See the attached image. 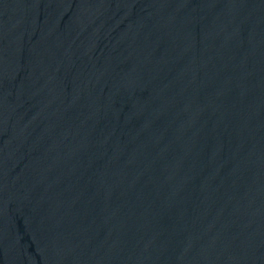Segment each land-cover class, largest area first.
Returning a JSON list of instances; mask_svg holds the SVG:
<instances>
[{
	"label": "water",
	"instance_id": "95a60500",
	"mask_svg": "<svg viewBox=\"0 0 264 264\" xmlns=\"http://www.w3.org/2000/svg\"><path fill=\"white\" fill-rule=\"evenodd\" d=\"M0 264H264V0H0Z\"/></svg>",
	"mask_w": 264,
	"mask_h": 264
}]
</instances>
